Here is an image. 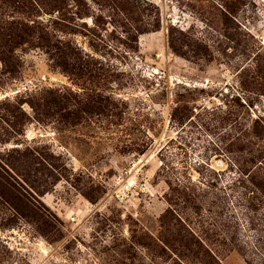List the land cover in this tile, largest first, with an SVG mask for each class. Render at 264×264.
I'll return each instance as SVG.
<instances>
[{
    "label": "rangeland",
    "instance_id": "obj_1",
    "mask_svg": "<svg viewBox=\"0 0 264 264\" xmlns=\"http://www.w3.org/2000/svg\"><path fill=\"white\" fill-rule=\"evenodd\" d=\"M258 118L264 0H0V264H249Z\"/></svg>",
    "mask_w": 264,
    "mask_h": 264
},
{
    "label": "trees",
    "instance_id": "obj_2",
    "mask_svg": "<svg viewBox=\"0 0 264 264\" xmlns=\"http://www.w3.org/2000/svg\"><path fill=\"white\" fill-rule=\"evenodd\" d=\"M263 119L258 118L254 121L253 126L251 128L252 133L262 139V134L264 132V124ZM242 136L244 137L243 133ZM234 141L236 144H243V138L237 135L234 136ZM245 149L243 147H238L237 152L239 154H243ZM242 158V157H241ZM264 157L256 156L252 160V163L256 162L257 160L259 163L257 164V170L261 175L264 177ZM241 171L239 172V174ZM243 174V173H242ZM241 177V175H240ZM253 186L263 194L264 198V182L256 183L254 180L252 181ZM264 203V202H263ZM252 213H248V221L243 223L242 225H237L238 229L242 231L244 236L252 235L254 241L247 242L246 245L248 246V251L252 258H249V264H264V207L255 209L253 206L250 207ZM213 261V260H212ZM212 261H206V264H213Z\"/></svg>",
    "mask_w": 264,
    "mask_h": 264
}]
</instances>
